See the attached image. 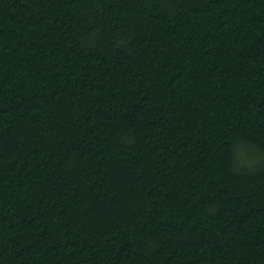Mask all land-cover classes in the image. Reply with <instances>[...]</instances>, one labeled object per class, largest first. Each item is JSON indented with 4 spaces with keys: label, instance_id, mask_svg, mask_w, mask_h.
I'll list each match as a JSON object with an SVG mask.
<instances>
[{
    "label": "trees",
    "instance_id": "trees-1",
    "mask_svg": "<svg viewBox=\"0 0 264 264\" xmlns=\"http://www.w3.org/2000/svg\"><path fill=\"white\" fill-rule=\"evenodd\" d=\"M0 264H264V0H0Z\"/></svg>",
    "mask_w": 264,
    "mask_h": 264
}]
</instances>
